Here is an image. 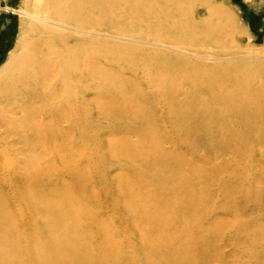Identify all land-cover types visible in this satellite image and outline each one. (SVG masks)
Segmentation results:
<instances>
[{"label": "bare ground", "instance_id": "6f19581e", "mask_svg": "<svg viewBox=\"0 0 264 264\" xmlns=\"http://www.w3.org/2000/svg\"><path fill=\"white\" fill-rule=\"evenodd\" d=\"M181 1L24 0V9L13 11L24 20L23 51L11 56L17 63L7 71L15 73L3 83L12 89L5 92L0 81V99L12 96L15 115L19 105L45 99L53 109L45 108L43 119L20 110V127L12 132L9 120L2 132L8 143H0V154L11 153L14 133L28 159L22 170L7 160L0 175V185L11 188L8 197L0 190V264L257 258L264 240V78L242 74L261 67L168 52L239 60L210 54L221 49L208 45L229 32L201 30ZM223 14L210 11L212 18ZM27 32L38 39L29 44ZM94 106L104 123L94 121ZM97 132L110 141L100 142ZM115 166L120 173L110 178Z\"/></svg>", "mask_w": 264, "mask_h": 264}, {"label": "rangeland", "instance_id": "374dc122", "mask_svg": "<svg viewBox=\"0 0 264 264\" xmlns=\"http://www.w3.org/2000/svg\"><path fill=\"white\" fill-rule=\"evenodd\" d=\"M23 3H24V0H0V81L3 85V90L5 92H7L9 89H12V85L10 83L9 84L10 86L7 85L6 87V82L3 83V81L7 80L8 77H10V75L12 76L15 73L14 72L13 74H9L8 73L9 71H7V69L8 67L12 68V63L13 64L17 63L16 60L12 62L13 59L11 60V56L19 57V55H21L23 51L22 47L17 49V45L19 43V40H22V38L24 37V34L21 35V31H22L21 28H22V23L24 20L21 17V15H19L16 12H13V11L23 10L24 9ZM179 5L180 7L182 5L184 15L187 17V19L190 16H193L196 19L195 20L196 23L204 25L203 27H201V30L203 29L207 30L208 28L212 26L214 27L216 26L220 29H223V32L225 31L229 32L227 36L224 35V38L220 39L219 44L208 45L209 47L221 49L213 53H210V54H213L212 55L213 57L218 58V59L219 57H222L223 59L224 58H234V59H239V60H234V61L224 60V61H219V62L200 61L195 58L187 57V56H184V55L172 52V51H168V52H171L172 54H175L176 56L181 57V58H185L188 60H195V61L203 62L204 64H210V65H217V64L218 65H230V64L234 65L235 64L236 66H242V67L260 66L261 68L259 69L258 68L247 69L248 71L245 74H242V76L246 77L247 75L250 78H257V79L260 78V80L264 78V0H185L183 3L181 1ZM213 9H217L218 11H224L226 14H223V16L215 15L212 18L210 16V11ZM205 21H207L206 24H205ZM235 28H237V30ZM231 31L233 33H231ZM27 33H26L27 37L24 39L29 40L30 41L29 44L33 43L35 39H38L37 34L34 35L31 32H27ZM112 42L115 43L117 42V40H112ZM200 46L202 47V49L206 48L205 43L201 44ZM199 53L204 54L205 52L201 50L199 51ZM55 58H56L55 55H51L47 59H50L53 63H56L58 60H56ZM62 60H64V58ZM56 74L57 73H55V75ZM140 79L141 77H139V79H137L136 82L140 85L141 89H144L146 91L147 89L144 87L145 85L144 80L143 78L141 80ZM55 81H56L55 83H57L56 79ZM59 83L61 82L59 81ZM257 84L258 82L256 83V85ZM56 85L57 84L54 85L55 87L53 86L52 88H50V91L53 92L54 89L57 87ZM30 87L32 86L30 85ZM48 88L49 87L44 88V91H48ZM26 91L31 92V89L26 90ZM2 95H3V99H0V107H2V109L0 108V143L7 142L4 136H2V132L4 131V128L8 129L7 121L10 120L9 123L14 122L13 123L14 125L12 124V127H13L12 132H14L17 129L15 128L16 125L20 127L19 123L16 122L17 119L21 120V117H23L28 111L29 112L34 111L35 115L41 116V119H43L44 117L42 115L43 110L45 108L46 110L48 109L47 114H49V111L53 109V106L49 108V106L52 104V103H49L50 100L47 99V103H49L48 105L45 102L46 99L43 98L45 100L43 101L39 100V103L33 104V102H30V103L28 102L24 104V106L19 105L16 109V113L17 112L19 113L20 110H27V111L23 115H19L18 113L15 115L14 114V110H15L14 104L11 105L9 103V100L12 99V96L7 97L6 94H2ZM12 103H13V100H12ZM20 103H23V102L20 101ZM44 104L48 106L45 107ZM9 106L10 108H12L10 109L11 112L5 113L3 107L8 108ZM10 113L12 114L9 115ZM92 116H93L94 121H96V123H104L106 121L104 117V113L100 112V109L98 108V106L93 107ZM52 119L56 120V118H52ZM38 126L40 125L37 124V129H38ZM162 127L164 128V126ZM50 130L54 131V134H56L57 132L56 128H50ZM96 134L100 142L106 141V140L110 141L111 135L108 136L104 134L103 132H97ZM130 138L132 139V140L130 139L131 142L136 141L134 137H130ZM165 138H171V135H167V136L165 135ZM33 139L35 140V137H33ZM50 147L51 146L49 145L48 149ZM21 148L22 146L18 145V140H17L16 135L12 133V148H11L12 154L8 151H6L7 156H3L0 154V175L1 176L4 177V174H7L6 172L4 173L3 171V165L6 163L7 160H10V161L12 160V163L20 162L19 163L20 165L17 164L16 166L20 170L23 169V166L25 164H21V163H23L28 158L27 156H24L22 153H20ZM29 148L31 149L32 147H29ZM22 149L24 150V148ZM32 151L38 152L39 155L42 154L41 149H39V151H36L35 149H33ZM43 152H44L43 156H46V157L48 156L47 160H49L50 155L45 153V151ZM180 152L182 153L183 151H180ZM10 155H12V158L8 159L11 157ZM119 173H120L119 167L115 166V168H112L108 174L111 178L114 175L115 176L119 175ZM260 187L264 189V185H260ZM0 190L3 195L7 197L9 195L11 196L10 187L1 184ZM260 215H264V210L260 211ZM262 220L264 219L262 218ZM259 247L260 248L258 250L257 258L253 259L250 257L247 264H264V240L261 241Z\"/></svg>", "mask_w": 264, "mask_h": 264}]
</instances>
